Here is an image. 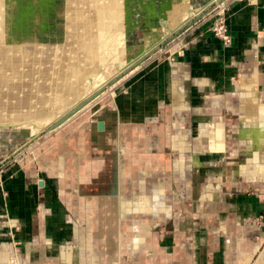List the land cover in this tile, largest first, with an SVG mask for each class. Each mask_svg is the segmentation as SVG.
<instances>
[{"label":"crops","instance_id":"0c3cea01","mask_svg":"<svg viewBox=\"0 0 264 264\" xmlns=\"http://www.w3.org/2000/svg\"><path fill=\"white\" fill-rule=\"evenodd\" d=\"M126 1L137 54L159 37L174 0ZM225 2L229 44L201 21L185 27L177 54L89 119L56 129L32 158L6 164L0 264L264 258V0Z\"/></svg>","mask_w":264,"mask_h":264},{"label":"rangeland","instance_id":"374dc122","mask_svg":"<svg viewBox=\"0 0 264 264\" xmlns=\"http://www.w3.org/2000/svg\"><path fill=\"white\" fill-rule=\"evenodd\" d=\"M214 11H223L222 14L227 21L226 2L224 4V0H219L218 4H212L162 43L163 39L154 51L143 54L145 56L149 53L142 59L143 55L141 54L143 51H146L148 44L146 43L144 48L137 54L132 52L134 50L130 48L132 45L131 41H127L128 28L126 20L124 21L125 25L124 23L122 24V18L117 12V8L110 6L108 0H0V84L6 86V89H11L16 84V76L20 75V73L22 76L24 74V77L18 80H23L25 84L23 87H19L18 90L15 88L11 91L14 97L11 98L10 102H15L16 97L27 92L31 94L30 92L32 91L35 94L34 96L43 97L44 94H47L45 92L47 85H42L44 86V90L40 89L36 83L33 85L35 89L29 87L31 86V80L41 81L42 79L37 75L33 77L29 76L32 72L28 70V66H21L18 69L15 64L9 61L6 56L7 51H27L30 55H34L35 51H44L42 55H39L41 56L40 58L37 57V60H35L34 57H31L32 63L29 62L31 65L33 64V69H40L42 66H38L39 62H47L46 64L48 65V62L52 61L54 63L51 64L59 65L60 63H57V58L59 56L60 59L61 57L63 58L62 52L70 49L72 58L68 61L69 65L76 63L77 66H81L82 70L85 68L98 69L106 80V83L102 84V88L98 86L97 89H94L93 96L91 95L88 99L82 100L83 104L80 108L83 107V110L80 111L78 109L79 111L77 110L59 117V120L55 121L54 125H52L53 123L46 125L39 131L38 136L32 138L30 141L28 139L30 138L31 131L28 127L0 128V161H6L4 162L6 164L12 161L23 162L25 159L32 158L34 151L37 152L39 146L46 144L54 137L56 129L64 125H77L80 121L89 119L90 115L97 108L101 109L107 104H111L112 97L122 90L127 81L142 70H147L148 65H152L161 58L168 57L169 53L174 56L179 52L178 42L180 41L178 40V36L184 31L185 27H190L195 22L201 21L206 25V29L208 30V26L211 23L206 18ZM33 16L36 21H39H37L36 28H32V34L33 36L36 35V32H34L36 29L41 30V33L35 36L36 40L33 43H25L22 36L19 35L18 30L22 33L23 30L29 28ZM47 21L49 24L53 23L59 27V40L61 39V43L59 42L60 44L57 47L60 49H55L51 45L49 37L44 35V26L49 25ZM119 24L121 26L116 36H110L109 33L113 31L114 27H118ZM123 42L125 45H123ZM127 45H130V47L128 48ZM149 46L151 45L149 44ZM167 49H170V51H167ZM45 51H48L47 54ZM124 53H126L127 59L132 56L134 57V54H139L141 58L139 57L138 59L137 57V59H141V61L133 64L132 62L128 63L118 73L112 74V70L120 62L119 58L121 54ZM130 69H132L131 72ZM26 70L28 71L26 72ZM19 71L20 73H17ZM91 77H94V75H91ZM9 85H12V87ZM21 85L23 84H19V86ZM52 88L56 89V84ZM41 91L44 93L40 94ZM4 93L5 91L2 93V97ZM2 99L8 98L4 97ZM23 102V104L27 103L29 107H24L19 101V105L16 108L18 111L34 107L42 109V106L36 103L35 98H32L31 101L24 99ZM2 103H0V106ZM95 120L96 118H94V124L97 121ZM26 137L25 143L16 146L22 143ZM13 147L16 149L13 153L11 152L7 157L3 155L2 152H7Z\"/></svg>","mask_w":264,"mask_h":264},{"label":"bare ground","instance_id":"6f19581e","mask_svg":"<svg viewBox=\"0 0 264 264\" xmlns=\"http://www.w3.org/2000/svg\"><path fill=\"white\" fill-rule=\"evenodd\" d=\"M108 2L110 6L117 8V12L120 14V17L122 18V24L124 23L125 25L124 21L127 19V14H128L127 13L128 9L126 6L127 1L108 0ZM218 3L219 0H208L202 6L200 7L197 6L194 8L188 5L187 0H174L172 3V7L167 12V19L161 21L163 25L161 24L162 26L159 33V37L153 39L152 41L147 42L148 44L147 49L141 55L147 52H151V49H153L154 46L157 47L158 44H160V42L166 36L172 33V31L179 28L181 25H183V23L190 21L196 16L200 15L204 11V9L210 6V4H218ZM37 21L33 16V20L29 28L23 30L22 33L18 30L19 35L22 36L25 43H29V42L33 43L34 40H36L35 36L38 35V33H41V30L36 29L34 30V32H36V35L33 36L32 34L33 32L32 28H36ZM47 24H49V22ZM120 26L121 24H119L118 27H114L113 31L110 32L109 35L116 36ZM44 27H45L44 35L49 37L51 45L55 49H60L59 47H57L61 43V39L59 40L60 37H59L58 25L51 23ZM149 44L151 46H149ZM123 45H125L124 42ZM35 52L36 53L34 55H30V53L27 51H7L6 56L8 57L9 61L12 64H15V66H17L18 69L21 66H28L29 67L28 70H31L32 72V73L30 72L31 74H29V76L33 77L34 75H37L39 78L42 79L41 81L31 80L30 83L31 86L29 85L27 86L34 88L33 85L34 83H36L39 85L40 89L44 90V86L42 85L46 84L47 90H45V92L47 94H44L43 97H39V96L36 97L34 96L35 94L32 91L30 92L31 94H24L22 97H19L15 102H10L11 100H9V98L4 99L3 103L0 106V124L1 125L11 124V125H15L16 127L30 128L32 136L28 139V141L38 136L39 131L43 129L46 125H50L52 123H53L52 125H54V122L59 120V117L64 116L67 113L69 114L71 112H75L78 109L80 111L83 110L84 109L83 107L80 108L83 104L82 100L88 99L93 94L94 89H97L98 86L101 87L102 84L106 83V80L101 74V71L98 69L85 68L84 70H82L81 66H77L76 63H74V65H69L68 61L72 58V52L70 49H67L65 52H62L61 55L63 56V58L61 57L60 59V56L57 58V63H60L59 65L51 64L54 63L52 61H49L48 65L46 64L47 62H39L38 66H42V68L40 69L38 68L33 69L34 68L33 64L31 65L29 62L32 63V61L30 60L31 57H34L35 60H37V57L40 58L41 56L39 55H42V52L44 51H35ZM47 52L48 51H45L46 54ZM126 53L121 54V57L119 58L120 62H118L117 66L114 67V69L112 70V74L118 73V71L121 70L123 67L127 66L126 64L128 63L132 62L133 64L138 62L137 60L140 57L139 54L134 55V57L132 56L133 57V58L131 57L132 59L131 58L127 59ZM28 70H26V72ZM131 70L132 69H130V72ZM17 73H20V71ZM20 75L16 76L17 78L16 84H23L19 86V87H23L25 85L23 80L19 81L18 79L24 77V74L23 76ZM91 75H94V77H91ZM54 84H56V89L52 88ZM11 89H6L3 97H7L9 94V90ZM43 93H44L43 91L40 92V94ZM3 97L0 96V98ZM32 98H35L36 103L40 104L42 106V109H37L35 107L32 109L26 108V110L24 111L21 110L18 111L16 109L17 106L19 105V101L24 107H29L27 106V103L23 104L24 103L23 100L26 99L31 101ZM245 264H248V261H246ZM252 264H264V258L259 260L258 259L254 260Z\"/></svg>","mask_w":264,"mask_h":264},{"label":"built area","instance_id":"2783aa9c","mask_svg":"<svg viewBox=\"0 0 264 264\" xmlns=\"http://www.w3.org/2000/svg\"><path fill=\"white\" fill-rule=\"evenodd\" d=\"M222 12L214 11L206 18V20L211 23V25L208 26V30L211 31L214 36L221 39L224 44H229L231 38L227 29L225 17L223 16ZM4 162L6 161H0V175L7 164Z\"/></svg>","mask_w":264,"mask_h":264},{"label":"water","instance_id":"95a60500","mask_svg":"<svg viewBox=\"0 0 264 264\" xmlns=\"http://www.w3.org/2000/svg\"><path fill=\"white\" fill-rule=\"evenodd\" d=\"M212 4H210V6H211ZM210 6H208L207 8H209ZM206 8V9H207ZM206 9H204V10H206ZM187 22H189V21H187ZM187 22H185V23H183V25H181L179 28H177V29H175L174 31H172V33L171 34H169L168 36H166L165 38H164V40L162 41V43L168 38V37H170L173 33H175L176 31H178V30H180L182 27H184V25L187 23ZM155 47L156 46H154L153 47V49L151 50V51H154V49H155ZM149 51V50H148ZM143 53H144V51H143ZM150 53V52H149ZM148 53V54H149ZM148 54H146L145 56H147ZM141 56V55H140ZM144 55L142 56V59L145 57ZM141 58V57H140ZM141 61V59L140 60H138V62H140ZM2 127H12V128H14V127H16L15 125H9V124H0V128H2ZM98 127H99V129H101L102 128V122H99L98 123Z\"/></svg>","mask_w":264,"mask_h":264}]
</instances>
